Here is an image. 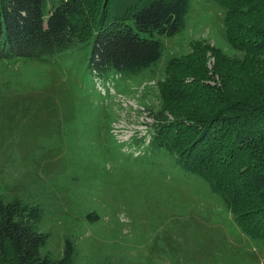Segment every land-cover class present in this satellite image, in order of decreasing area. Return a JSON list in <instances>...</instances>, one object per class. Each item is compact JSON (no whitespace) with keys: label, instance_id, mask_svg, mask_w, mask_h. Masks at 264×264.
<instances>
[{"label":"rangeland","instance_id":"rangeland-1","mask_svg":"<svg viewBox=\"0 0 264 264\" xmlns=\"http://www.w3.org/2000/svg\"><path fill=\"white\" fill-rule=\"evenodd\" d=\"M55 1L43 0L44 10ZM253 8L257 18L264 17L262 0ZM99 11L93 9L94 21ZM226 12L215 0H189L184 25L162 36L164 55L178 54L181 61L201 38L211 66L216 47L231 51ZM76 19L84 21L81 14ZM245 25L264 29L250 16ZM250 35L248 48L237 49L227 67L242 62L262 38L258 31ZM88 50L85 44L41 59H0V196L17 195L42 208L36 224L49 237L41 250L60 257L69 239L72 258L80 263L264 264V240L243 231L219 193L199 176L177 171L166 155L134 142L144 136L146 143L160 128L162 116H153L144 103L154 100L153 91L162 92L164 62L153 71L109 75L110 82L93 78L85 63ZM206 92L214 102L222 93ZM163 97L158 113L171 120L176 111ZM191 102L182 96L174 104L185 109ZM114 137L125 141L121 149L112 147ZM230 151L218 159L225 166ZM236 166L240 177L252 164ZM235 187L230 190L237 212L264 206L262 196Z\"/></svg>","mask_w":264,"mask_h":264},{"label":"trees","instance_id":"trees-1","mask_svg":"<svg viewBox=\"0 0 264 264\" xmlns=\"http://www.w3.org/2000/svg\"><path fill=\"white\" fill-rule=\"evenodd\" d=\"M114 1L56 0L44 10L43 0H0V59H41L88 44L85 63L98 79L146 68L153 71L164 62V73L158 78L161 97L164 94L161 100L170 97V109L176 112L171 120L160 115V95L153 91L156 102L144 104L153 116H162L160 128L149 134L146 143L144 136L134 142L166 155L177 171L199 176L206 187L219 193L243 231L264 240V218L252 216V212L264 214V206L241 214L230 190L236 186L240 192L264 198V29L245 25L249 16L264 25V17L255 16L256 0H215L227 11L224 26L231 51L216 47L211 66L205 53L207 43L201 38L192 42V51L181 61L178 54L164 55L162 36H172L184 25L189 0H116L109 5ZM95 7L101 16L94 21ZM111 7H115L113 12ZM79 14L84 21L76 19ZM257 31L261 40L242 62L227 67L237 49L248 48L247 38ZM174 61L180 65L171 73ZM207 90L222 92L217 102ZM182 96L192 98L189 108L175 106ZM114 141L112 147L118 149L125 143L115 137ZM228 145L231 163L225 166L218 159L230 150ZM250 163L243 175H235V165ZM41 212L39 205L24 203L17 195L8 200L0 196V264H88L74 261L75 247L69 239L60 257L41 250L49 237L36 224Z\"/></svg>","mask_w":264,"mask_h":264},{"label":"clouds","instance_id":"clouds-1","mask_svg":"<svg viewBox=\"0 0 264 264\" xmlns=\"http://www.w3.org/2000/svg\"><path fill=\"white\" fill-rule=\"evenodd\" d=\"M107 78V77H106ZM106 78H104V80H106ZM148 140V139H147Z\"/></svg>","mask_w":264,"mask_h":264}]
</instances>
